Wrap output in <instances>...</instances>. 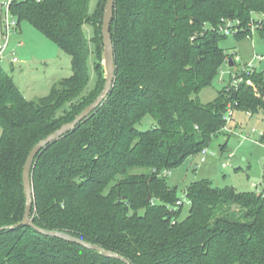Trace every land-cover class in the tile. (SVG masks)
<instances>
[{"label": "trees", "instance_id": "1", "mask_svg": "<svg viewBox=\"0 0 264 264\" xmlns=\"http://www.w3.org/2000/svg\"><path fill=\"white\" fill-rule=\"evenodd\" d=\"M104 6L105 0L101 15ZM10 11L18 24L28 22L70 57L72 74L47 96L28 101L0 67V264H126L17 226L29 152L91 105L106 77L99 44L83 33L98 19L89 0H13ZM262 15L264 0H114L111 91L37 155L34 227L69 234L129 264H264V192L195 180L183 192L188 212L179 219L182 200L165 179L215 139L224 137L219 147L226 148L228 107L264 121V72H242L241 84L225 85L211 102L198 98L228 64L218 26L233 22L236 40L250 37L256 26L264 41ZM145 116L154 123L142 131Z\"/></svg>", "mask_w": 264, "mask_h": 264}, {"label": "rangeland", "instance_id": "2", "mask_svg": "<svg viewBox=\"0 0 264 264\" xmlns=\"http://www.w3.org/2000/svg\"><path fill=\"white\" fill-rule=\"evenodd\" d=\"M3 3L4 0H0V46L4 43L2 21L5 9ZM96 4L97 0H89V12L95 18L98 16V19L97 21L92 19L96 21H93V25L85 24L83 33L87 42L99 44L100 73L103 72L106 77L100 38L104 0H98L97 6ZM252 29L253 33L248 38L236 40L233 35H228L220 42L228 55L231 56L233 52H236L239 58L236 60L235 55L232 56L235 65L229 67L227 63H224L212 85L199 93L198 98L202 104L211 102L217 92L223 89L228 82L230 71L236 70L242 64L250 63L255 55L264 56V41L257 36L256 26ZM94 46H91L92 51L95 50ZM4 56L0 60V67L11 74L20 92L28 101H36L47 96L57 82L72 74L70 57L26 21L18 24L17 31L12 34ZM12 58H16L17 62L12 63ZM254 66L257 71L264 72V59L254 60ZM88 72L90 83H92L91 65H89ZM228 85L226 86L229 87ZM153 123L152 117L145 116L138 125V129L144 131ZM228 125L230 137L225 150L219 147L225 138L219 137L205 148L211 153L204 159L200 153L196 154L186 159L177 169L166 174V182L169 186L176 187L177 194L182 200L179 219H183L188 212V202L183 197V192L191 181L206 178L211 180L215 187L231 186L239 192L255 191L260 194L264 190V141L262 144L255 143L259 141L258 133L264 132V121L261 115L254 114L250 117L241 111L234 110ZM252 129L256 133H251ZM247 135L250 140L244 139ZM222 164L226 167L222 168Z\"/></svg>", "mask_w": 264, "mask_h": 264}, {"label": "water", "instance_id": "3", "mask_svg": "<svg viewBox=\"0 0 264 264\" xmlns=\"http://www.w3.org/2000/svg\"><path fill=\"white\" fill-rule=\"evenodd\" d=\"M113 10H114V0H105L104 11L102 15V24H101V37H102V45H103V60L106 72L105 78V87L101 92L100 96L89 106L84 108V110L74 119V121L62 125L59 129L49 134L45 139L40 140L29 152L24 166L22 168V186L25 197V209L22 221L17 224V226H31L35 228L38 232L43 234L44 236L58 238L64 240L66 242L76 243L84 248L95 250L100 253L104 257L108 258H117L126 264H129L127 260L120 257L117 254L106 251L96 245L88 244L82 240H79L69 234L58 232V231H49L38 229L34 227L31 222V208L33 204V191H32V167L37 155L44 150L48 145L54 143L59 140L61 137L66 135L68 132L72 131L76 125L83 120H85L92 112H94L100 104L107 98L109 95L114 77V53H113V45L111 42V34H110V26L113 19ZM234 63L231 58L228 59V66L233 67ZM149 200V199H148Z\"/></svg>", "mask_w": 264, "mask_h": 264}, {"label": "built area", "instance_id": "4", "mask_svg": "<svg viewBox=\"0 0 264 264\" xmlns=\"http://www.w3.org/2000/svg\"><path fill=\"white\" fill-rule=\"evenodd\" d=\"M12 2H13V0H4V3H3L4 9H5V16H4V19L2 21L3 22L2 28H3V32H4L3 33L4 43H3V45L0 46V60L5 57L4 55H5V52L7 51L10 38H11L12 34H14L17 31V27H18V22H17L16 18L12 16L11 11H10V5ZM258 20L264 21V15L260 16V18H258ZM253 27L254 26H252V28ZM236 29L237 28L235 27V24L231 21H224L223 23H221L218 26V32L223 34L224 36L234 35V33L236 32ZM12 54H13V51H12ZM234 55H235V59L237 60L239 58L238 55L236 53H233L232 56H234ZM229 58L233 59V57H228V58H226V62H228ZM256 59L259 61H262L264 59V56L255 55L253 57V60L250 63L242 64L236 70L229 72V79H228V82L226 83V85H228V83H229L228 90L230 88L234 89L239 84H241V82L243 81V78L240 76V74L242 72H244L246 75H249L256 70V68L254 66V60H256ZM11 62L16 63L17 59L12 58ZM246 84L252 85L250 80H247ZM233 111L234 110L232 109L231 106L228 107L227 112H226V116H225L226 125L223 128V130L228 131V132H229V129L227 127L229 126L228 123L231 120V117L233 115ZM251 133L254 134L256 132L252 129ZM258 135H259V141H256L255 143L256 144H262L261 138L264 135V132H259ZM244 139L250 140L249 135L245 136ZM200 154L203 156V158H205L208 154H210V152L207 149H203L200 152ZM221 167L225 168L226 165L222 164ZM179 204H181V203H179Z\"/></svg>", "mask_w": 264, "mask_h": 264}, {"label": "crops", "instance_id": "5", "mask_svg": "<svg viewBox=\"0 0 264 264\" xmlns=\"http://www.w3.org/2000/svg\"><path fill=\"white\" fill-rule=\"evenodd\" d=\"M262 41H263V40H262ZM16 85H17V84H16ZM243 114H244V113H243ZM246 115H248V114H246ZM248 116L251 117L252 115H248ZM262 120H263V119H262ZM225 149H226V148H225ZM225 149H224V150H225ZM203 159H204V158H203ZM191 182H193V181H191ZM191 182H190V183H191ZM262 192H264V190H262Z\"/></svg>", "mask_w": 264, "mask_h": 264}]
</instances>
